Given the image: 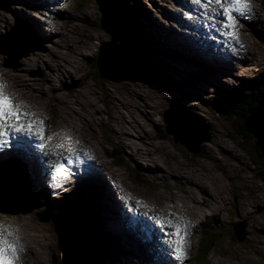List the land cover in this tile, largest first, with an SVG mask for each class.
Here are the masks:
<instances>
[{
	"label": "rangeland",
	"instance_id": "rangeland-1",
	"mask_svg": "<svg viewBox=\"0 0 264 264\" xmlns=\"http://www.w3.org/2000/svg\"><path fill=\"white\" fill-rule=\"evenodd\" d=\"M255 1L254 16L244 23L243 37L247 41L244 40L245 52L237 59L240 64L234 60V67H223L224 63L207 54L211 62L202 63L209 69L210 76L185 66L164 47L156 52L157 56L152 57L153 52L150 54L153 59L143 50L148 67L145 71L138 67L115 75L118 62L110 61L104 70L108 74H104L96 59L100 45L110 41L112 33L100 23L102 14L95 0H79L70 6L71 23L61 26L56 18V22L48 18L50 23H47L39 14L30 13L36 12L37 7L29 0H0V82L5 83L7 89H17L16 92L38 107L42 115L48 116L47 128L68 129L87 141L98 155L99 170L103 172V166L107 167L128 187L126 190L121 187L125 195L159 205L168 200H180L176 206L194 216L208 212L204 218L200 216L203 218L200 225L205 220L213 222L212 232L218 239L205 264H264V182L255 173L260 160L252 143L258 140L262 128L257 129L258 133L253 129V137L249 140L235 131L239 117L246 125L248 119L252 118L253 122L256 119L254 115L251 117L253 113L264 117V96L248 116L243 118L232 112H246L247 109L241 107V99L250 93L251 79L264 75V0ZM161 2L163 0H134L132 7L135 4L142 17L160 21ZM171 4L173 8L165 10L170 24L172 21L168 19L178 14L176 7L183 13L182 2L173 0ZM127 9L126 14L130 15V5ZM172 13L174 15H169ZM132 19L146 34L140 23ZM142 21L146 26L150 24L149 19L147 23ZM190 24L186 22L187 27ZM16 25L18 30L12 31ZM150 25L157 28L153 23ZM171 26L166 27L173 31ZM18 31L24 32L25 43L9 49L10 54H4L8 43H15L13 34ZM234 57L238 56H229L227 60ZM216 58H223V55ZM156 62L165 65V69L158 65L152 67ZM213 77L216 80L211 79ZM238 94L241 96H232ZM175 116L180 119L176 120ZM104 149L111 151L112 156L109 157ZM32 175L36 178L33 172ZM6 177L0 176V179L5 181ZM105 185L108 193H115L110 180H106ZM32 187L37 191L33 184ZM86 189L90 193L77 192L67 198L73 201L78 197L72 202L74 205H94L92 210L99 207L102 228L98 235L101 238L103 233L107 234L103 228L114 225L115 217L113 214L111 217L105 198L99 199L102 192L91 187ZM4 190L0 187V200L6 196ZM62 200L50 207L40 205L43 210L35 209L37 205L33 203L38 204L37 201L27 195L23 196L21 206L0 202V215L18 224L20 232L28 228L26 237L29 236L27 239L34 250L35 237H41L40 253L35 250L34 264H80L77 256L70 255L69 260L64 258L66 251L74 254L75 244H83L86 238L80 234L74 245L61 243L59 221L53 209L59 213L66 203L71 204H61ZM100 203H103L102 209ZM210 210L215 211L214 214ZM28 213L36 217L35 222L30 220L32 216ZM27 216L31 224L24 218ZM115 232L116 228L112 234ZM99 237L92 249L94 253L96 248L101 250L105 262L110 257L111 263L107 264H141L140 252L137 255L127 241L118 242L122 247L115 244L104 247ZM158 253L149 258L160 264L159 260L166 259L161 251Z\"/></svg>",
	"mask_w": 264,
	"mask_h": 264
},
{
	"label": "snow or ice",
	"instance_id": "snow-or-ice-1",
	"mask_svg": "<svg viewBox=\"0 0 264 264\" xmlns=\"http://www.w3.org/2000/svg\"><path fill=\"white\" fill-rule=\"evenodd\" d=\"M194 5H199L203 9L211 8V12H205L209 19H220L216 21L221 35L230 38L232 41L238 40V15L247 16L250 11L251 0H191ZM216 5L218 7H211ZM6 84L0 82V149L7 148L10 144L18 145L23 148L26 144H34L36 149H39L44 156L49 153L45 151L47 142H51L59 134H52L45 137L44 121L31 119L30 113L22 111L19 104H14L12 98L7 95L5 89ZM25 121H27L25 123ZM68 139V138H65ZM64 143L55 145L56 149H62ZM72 153V149H68ZM52 156H57L58 159L52 164L51 180L55 186L59 185L61 178L67 177L65 164L60 162V158L72 163L70 156H63L62 153L52 152ZM84 155L91 159L89 153ZM79 157H77L78 159ZM124 199L131 200V194H126ZM137 205H142V202L137 200ZM174 214H169L168 217L160 216L153 217L160 230L164 232L166 237L165 243L168 245L171 252L181 262L187 259V248L189 242L187 237L190 235V224L183 216H177L176 221L170 217ZM171 229L170 232H165L164 229ZM17 230L11 225L0 222V264H18L20 255L23 252V246L16 235Z\"/></svg>",
	"mask_w": 264,
	"mask_h": 264
},
{
	"label": "bare ground",
	"instance_id": "bare-ground-1",
	"mask_svg": "<svg viewBox=\"0 0 264 264\" xmlns=\"http://www.w3.org/2000/svg\"><path fill=\"white\" fill-rule=\"evenodd\" d=\"M29 1H31V0H29ZM54 1H57V0H47L45 2H48V3L44 4V6L42 5L43 3H41V5L44 8H48L51 5H53V3H55ZM95 1L97 2L98 9L100 10V12L102 14L100 23L103 25V27L107 28L106 30H109L112 33L111 34V39H110L111 41L107 42V43L103 42L100 45L99 50H98V54L97 55H98L99 58L97 57L96 61H97L98 68L101 70V72L104 73V74H108L104 70L105 69L107 70L106 67L108 66L110 61H113V62L117 61L118 62L117 66L119 68H118L117 71L114 72L115 75L116 74L120 75V73H122L124 70H127L128 72L129 71H134L138 67H140L144 71L147 70L148 67L146 65V60L144 58L143 47H141V43H142L143 38L145 37L146 34H143V32L138 29V27H137L136 23L134 22V20H131V19L130 20H131L133 28H134V31H133L132 34L130 32V34L127 35V33L125 31H123V29H122L123 27L121 28L119 26V23L121 25V22H122L123 19H122V16H121L120 12L116 9L115 5L116 4L120 5L119 2L121 0H95ZM101 1L103 3H107V4L111 5L114 8L113 17L109 13H107V11H105L103 5L101 4ZM179 1H180V4H181V2L183 3L182 0H179ZM119 8L120 7H118V9ZM181 8H182V4H181ZM190 9H191V7H189V10ZM175 10L178 11V14H176L175 17H181L182 10H180L179 7H176ZM190 11H191L190 13L192 14L193 11L192 10H190ZM174 13L169 14V15H174ZM197 14H196V16H197ZM175 17L172 16L168 20H171L173 22ZM181 18H183V17H181ZM189 24L191 25L190 27L192 29L191 33L188 36L191 39V45H193L195 47H198V49L201 50V54L202 55H204V56H205V54L211 55L213 58H215L216 61H219V63L220 62L224 63V64L221 65L223 67L224 66L225 67L229 66L231 68L234 67V64H233L234 60H235V63L237 65L240 64V62L237 60V57H234V58H232L230 60L229 59L227 60V58H220V59L216 58L217 56H219L221 54L220 53H216V49L210 45L211 38H208L207 35H202V34L198 35V33H195V32H199V31L195 28L194 24L192 22H189ZM17 26L18 25H16L12 29V31L17 29ZM177 26L180 27L179 25H177ZM181 26H182V24H181ZM119 29H121V30H119ZM199 29L201 30V27H199ZM173 34H174V32H173ZM173 36L176 37V35H173ZM239 37H240V35H239ZM13 40L15 41L16 44L14 42H10V43H8V46H6V48L3 49L4 53L7 54V55L10 54L9 49L19 47L22 43H25L26 36H25L24 32L18 31L17 34H15V33L13 34ZM29 49H32V47L29 48ZM24 53H26V52L24 51ZM17 55H19V54H17ZM204 56H202V57H204ZM224 70H226V69L224 68L223 71ZM141 71L142 70H140V72ZM19 95L21 96L22 94H19ZM22 97H24V95ZM172 109H174V105H173ZM254 116H256V119L254 120V122H253L252 118H250V120L248 119V121L246 122V123H248L247 126L250 127V125H251L250 128H252V129H254L256 131H257V129L262 128L263 130L260 129L259 133H258V131H257V133L259 135L258 137H259L260 143H262V142L264 143V117H260V116L258 117V115H254ZM183 117L184 116H182L181 118H183ZM175 119L177 120V119H180V118L175 116ZM249 123H250V125H249ZM67 134L70 135V133H67ZM26 162H28V164H27L28 166L26 164H24V163L23 164H24L25 170L27 171V175H28L29 181H30L31 185L32 184L34 185V189H38L42 185V175L40 174V172L36 168V164H35V162L33 160H27ZM7 167H8V170L11 171L10 174H8V173L7 174H3V173L0 172V176L2 178L7 175L5 181L4 180L2 181V179H0V187L3 186V188H5V192H6V196L3 199H1L0 202L5 203L6 205H13L14 204L15 206H21V203H22L21 200L23 199V196L27 195V190H28V187L30 189V184H29V182L27 183V181L25 179L26 175H25L24 171L19 169V168H22V167L18 166L14 162L13 163H11V162L10 163H6V162L3 163L2 162V165L0 166V168H2L3 170H6ZM103 168H104V166H103ZM31 171L34 173L36 178H33V175H32ZM32 181H33V183H32ZM5 185H6V187H5ZM10 187H13V188H10ZM107 187L105 185V188H107ZM8 199H10V202H5ZM13 200H14V202H13ZM194 202L195 203L198 202V199L194 200ZM102 206H103V203H100V209H102ZM35 209L43 210V209H41V208L39 209L37 207ZM110 211H111V217H112L113 211H112L111 208H110ZM29 215L32 216L33 214H29ZM24 218H26L28 220V222L31 224V222L29 221L28 216L24 217ZM35 218L36 217L32 216V217H30V220L35 222L36 221ZM114 225L111 224L110 226H108L106 228L103 226L104 227L103 229L107 232V234L109 233L108 235L110 237L114 236L112 234V231H114V229H115ZM37 228L39 229L38 226H37ZM108 228H111V229H108ZM27 238H29L28 235H27ZM40 239H41L40 236H36L35 237V241H34L35 250H36L37 253H40V248H41ZM29 243H32V242H29ZM37 245H38V247H37ZM101 245H103L104 247H106L108 245L111 246V244L107 243L106 241H101ZM117 245L122 247V245L119 244L118 242H117ZM92 248L86 242H83V244H79V243L75 244V251L77 252L76 256L80 259V264H90L91 263V259L90 258H91V255L94 253ZM70 255L73 256V253L71 251H66L65 254H64V258L65 259L67 258L69 260V256ZM153 255H155V254H153ZM161 256L162 257L164 256L163 253H162ZM78 258H77V260H78ZM101 261H103V259H101ZM61 263L63 264L64 262H61ZM103 263L104 264L111 263V258L109 257V259L106 260V262L103 261ZM159 263L160 264L161 263L168 264V262L166 260L165 261L159 260ZM68 264H69V262H68ZM113 264H115V262Z\"/></svg>",
	"mask_w": 264,
	"mask_h": 264
},
{
	"label": "trees",
	"instance_id": "trees-1",
	"mask_svg": "<svg viewBox=\"0 0 264 264\" xmlns=\"http://www.w3.org/2000/svg\"><path fill=\"white\" fill-rule=\"evenodd\" d=\"M120 5L116 4V9L120 12L122 16V22L121 25L119 23V26L128 34L133 33L134 28L132 25L131 20L132 17L130 15L126 14V9L129 8V0H121ZM101 4L103 5L105 11L109 13L113 17V11L114 8L107 4L103 3L101 1ZM118 7H120L118 9ZM128 10V9H127ZM131 19V20H130ZM135 22V21H134ZM101 27V26H100ZM121 30V29H119ZM111 38V37H110ZM111 41V40H110ZM108 41V42H110ZM97 60V59H96ZM97 62V61H96ZM93 74L94 72L91 71ZM234 96H241V94L233 95ZM264 96V75H258L257 77H254L251 79V88L250 93H246L245 98L241 99V107L242 109H247L246 112H240L239 110L232 111L234 114L236 113V116L241 115V117L248 116L249 112H254L257 109V102H259V99H261ZM231 98L232 101L235 102L234 98ZM251 103L252 106L250 105ZM235 104V103H234ZM253 115H258L257 113H253ZM256 117V116H255ZM250 118V117H249ZM242 118L239 117L238 125L235 126V131L237 134H240L244 139H251L253 137L252 131L253 129L248 127L245 124V121H241ZM253 143V148L256 154V157L260 160V167L255 169V173L259 179H261L264 182V143H260L259 137L258 140L255 139ZM5 202H10V199H8ZM14 202V200H13ZM58 235L61 240L62 244H72L74 245V240L78 235H84L86 240H82L83 242H86L89 244V246L92 248H95L97 243V239L99 237L98 233L100 231V217L97 214L95 210H91V208H83L82 207H75L68 205L66 209L62 212V214H59L58 216ZM212 223L208 224L206 228H204L203 237L201 240H199V248H198V259H205L208 255V252L211 250L212 246L216 244L217 237L216 234H214ZM99 240L102 239L99 237ZM61 245V244H59ZM217 245V244H216ZM75 252L73 254L74 258L76 257ZM101 250H98L96 248L95 253L91 255V264H103V261H101Z\"/></svg>",
	"mask_w": 264,
	"mask_h": 264
},
{
	"label": "water",
	"instance_id": "water-1",
	"mask_svg": "<svg viewBox=\"0 0 264 264\" xmlns=\"http://www.w3.org/2000/svg\"><path fill=\"white\" fill-rule=\"evenodd\" d=\"M259 101H260V99H259ZM263 104H264V102H263Z\"/></svg>",
	"mask_w": 264,
	"mask_h": 264
}]
</instances>
